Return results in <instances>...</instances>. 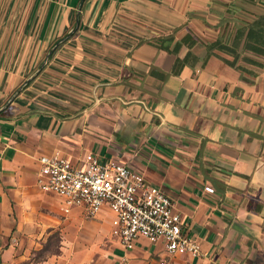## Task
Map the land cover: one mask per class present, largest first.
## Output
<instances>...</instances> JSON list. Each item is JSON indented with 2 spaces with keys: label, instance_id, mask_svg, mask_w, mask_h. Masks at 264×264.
Here are the masks:
<instances>
[{
  "label": "crops",
  "instance_id": "obj_1",
  "mask_svg": "<svg viewBox=\"0 0 264 264\" xmlns=\"http://www.w3.org/2000/svg\"><path fill=\"white\" fill-rule=\"evenodd\" d=\"M259 16L264 0H0V264L166 257L163 242L124 250L105 207L64 214L36 184L53 154H93L161 188L200 245L170 264H264V57L240 46L235 67L217 49L203 62L207 44H232ZM188 32L190 50L159 48Z\"/></svg>",
  "mask_w": 264,
  "mask_h": 264
},
{
  "label": "built area",
  "instance_id": "obj_2",
  "mask_svg": "<svg viewBox=\"0 0 264 264\" xmlns=\"http://www.w3.org/2000/svg\"><path fill=\"white\" fill-rule=\"evenodd\" d=\"M38 162V188L61 198L64 214L82 208L94 217L107 208L111 234L124 250H132L144 239L164 243L166 257L159 264H170L168 259L174 256L200 255V245L183 230L171 199L161 188L149 185L142 174L93 154H86L77 165L59 154L41 156ZM204 190L213 193L212 188Z\"/></svg>",
  "mask_w": 264,
  "mask_h": 264
},
{
  "label": "trees",
  "instance_id": "obj_3",
  "mask_svg": "<svg viewBox=\"0 0 264 264\" xmlns=\"http://www.w3.org/2000/svg\"><path fill=\"white\" fill-rule=\"evenodd\" d=\"M157 42L159 48L163 51L177 55L183 46L190 50L197 42V39L194 37L192 32H188L180 42L175 44L172 50H170V45L173 42L172 36L159 38L157 39ZM240 46L242 47L243 51H248L256 56L264 57V16H259L256 18V20H254V22L239 28L235 33L232 44L230 45L229 43L222 44L220 41L207 44L205 46L207 53L203 62H206V60L213 55L211 52L213 49H217L232 56L234 60L232 62H228V64L232 67H235L236 61L239 58L238 49ZM190 60H196L191 52H188L186 57L182 60L179 58L176 59L173 74H178L185 65L190 63ZM242 60L247 63L258 65L257 62L249 58L243 57ZM237 68L241 69L239 67Z\"/></svg>",
  "mask_w": 264,
  "mask_h": 264
},
{
  "label": "rangeland",
  "instance_id": "obj_4",
  "mask_svg": "<svg viewBox=\"0 0 264 264\" xmlns=\"http://www.w3.org/2000/svg\"><path fill=\"white\" fill-rule=\"evenodd\" d=\"M54 245V241L51 243L50 246ZM47 245L43 246L42 248H39L37 250H34L33 255H35L34 258H43L46 256L48 251H53V247H50Z\"/></svg>",
  "mask_w": 264,
  "mask_h": 264
}]
</instances>
